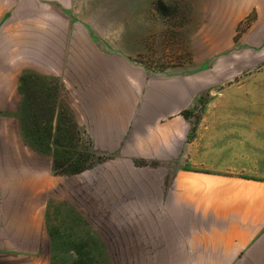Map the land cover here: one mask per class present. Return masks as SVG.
I'll return each instance as SVG.
<instances>
[{
    "label": "crops",
    "instance_id": "0c3cea01",
    "mask_svg": "<svg viewBox=\"0 0 264 264\" xmlns=\"http://www.w3.org/2000/svg\"><path fill=\"white\" fill-rule=\"evenodd\" d=\"M204 3L219 25L218 45H233L238 25L255 12L240 40L264 46V0ZM76 5L0 0V257L38 256L45 196L57 185L51 157L30 145L20 119L22 78L36 74L63 82L65 106L95 148L110 154L70 176L68 197L70 207L101 209L109 230L97 233L103 264H115L114 255L135 264H264V157L243 167L209 165L225 149L241 152L235 137L225 149L216 142L236 122L211 119L206 107L190 138L184 115L218 75L197 78L190 90L187 74H151L134 62L123 35L110 40L104 26L81 22ZM91 234L73 232L89 250Z\"/></svg>",
    "mask_w": 264,
    "mask_h": 264
},
{
    "label": "rangeland",
    "instance_id": "374dc122",
    "mask_svg": "<svg viewBox=\"0 0 264 264\" xmlns=\"http://www.w3.org/2000/svg\"><path fill=\"white\" fill-rule=\"evenodd\" d=\"M204 2L206 0H77L76 10L81 22L104 26L110 40L123 35L126 50L133 53L134 62L151 74H187L190 90L195 87L192 83L197 78L218 75L209 87L196 91L185 110L191 122L190 138L195 137L205 108L212 107L211 119L236 122L230 129L223 128L216 142L225 149L229 142L227 137H235L237 148L242 150L232 155L225 149L218 155H211L207 163L218 168L243 167L246 159L248 162L252 159L259 161L264 157V46L254 48L240 40L255 20V12L238 25L233 45H225L227 42L224 40L218 45L214 36L219 25H214L211 9L199 7ZM221 28L224 29L222 36H228L226 26L221 25ZM20 91L24 104L20 119L26 127L24 134L31 146L33 142H48L53 151L55 146L60 149L59 146L64 144L74 155L84 151L91 156L84 160V165H91L86 170L108 158L109 153L95 148L80 123L79 115L65 106L68 97L61 95L67 94L63 82L57 78L29 74L22 78ZM62 109H65L62 120L64 133L56 130ZM4 114L0 111V115ZM33 122H38L40 128L36 129ZM74 124L73 133L66 134V128ZM46 144L45 148L39 149L51 157V176L53 184L56 180L57 185L45 196L39 239L42 248L38 256L28 260L24 257L5 262L0 257V264H103L102 252L106 249L102 248L97 234L109 231L101 222L103 213L101 209L68 205L70 176L74 174H62L59 168H54V153ZM150 164L156 163L152 161ZM82 166L73 160L69 168ZM168 166L175 168L177 164L169 163ZM76 228L82 236L92 233V250L84 248V237L74 240ZM118 258L124 264L136 262L131 255H114L115 264Z\"/></svg>",
    "mask_w": 264,
    "mask_h": 264
},
{
    "label": "trees",
    "instance_id": "16d2710c",
    "mask_svg": "<svg viewBox=\"0 0 264 264\" xmlns=\"http://www.w3.org/2000/svg\"><path fill=\"white\" fill-rule=\"evenodd\" d=\"M55 103H56V101H55ZM64 111H65V109H62V111L60 112V118H58L57 125H56V130H58L59 132L62 131L63 133H64V128H65L64 127V121H62L64 119V113H65ZM184 115L188 116V112L184 111ZM32 124L35 126L36 129L40 128V127H38V125H39L38 122H33ZM23 128H26L25 125L23 126ZM73 128H76V124L68 126L65 130L66 134L69 132L72 134ZM42 141H45V140H42ZM33 143H32L33 146L39 151H40L39 148H45L44 145L46 144V143H37V142H33ZM46 145L48 146V150L50 152L53 151L51 149L52 146L48 142ZM50 146H51V148H50ZM59 148L60 149H58L55 146V149L53 151V153H54V160H53L54 161V168H59L61 170V171H59V173L68 174V175L69 174H77L81 171L86 170L88 167L91 166L90 164L88 166L84 165V160L86 161V160H89L91 158V156L88 153H85L84 151H78L76 153V154H78V156H76V154L74 155L71 151H69L67 144H64L63 146L60 145ZM73 160H76V162L81 163L83 166L78 168V169H70L69 165L71 164V161H73Z\"/></svg>",
    "mask_w": 264,
    "mask_h": 264
}]
</instances>
